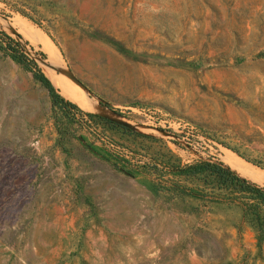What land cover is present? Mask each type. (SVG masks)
I'll list each match as a JSON object with an SVG mask.
<instances>
[{
	"label": "rangeland",
	"instance_id": "374dc122",
	"mask_svg": "<svg viewBox=\"0 0 264 264\" xmlns=\"http://www.w3.org/2000/svg\"><path fill=\"white\" fill-rule=\"evenodd\" d=\"M27 30L116 115L55 103L0 41V264H264L250 215L175 169L211 158L264 188L229 163L264 173V0H0L64 92Z\"/></svg>",
	"mask_w": 264,
	"mask_h": 264
},
{
	"label": "trees",
	"instance_id": "16d2710c",
	"mask_svg": "<svg viewBox=\"0 0 264 264\" xmlns=\"http://www.w3.org/2000/svg\"><path fill=\"white\" fill-rule=\"evenodd\" d=\"M0 41L5 42L4 49L10 56L18 62L24 64L33 71V76L43 86L48 89L49 95L55 100V103L63 104V107L79 108L75 103L65 99L54 87L51 80L43 73L38 66L37 61L25 52L19 41L15 40L7 33L0 31ZM41 58H45L43 52H36ZM80 109V108H79ZM175 169L177 173L185 177H198L209 179L211 177L217 184L211 186L210 195L217 197L224 192V196L229 201L238 203L244 212V215H250V219L257 226L258 241H264V214L261 213V206L264 204V188L256 183L241 177L229 166L220 161H213L211 158H199L186 164H178ZM210 181V180H209ZM212 182V181H211ZM213 183V182H212Z\"/></svg>",
	"mask_w": 264,
	"mask_h": 264
},
{
	"label": "bare ground",
	"instance_id": "6f19581e",
	"mask_svg": "<svg viewBox=\"0 0 264 264\" xmlns=\"http://www.w3.org/2000/svg\"><path fill=\"white\" fill-rule=\"evenodd\" d=\"M26 33H27V36H29L30 39L32 38L36 42L38 41V42H41V43L44 44L45 49L49 52V59L51 61V65L53 67H57L58 68V65L60 63V60L58 58L59 55L57 56V53L53 50V49H55V48H53L54 46H51V44L48 43V41H50V40L47 41L44 38V36L41 35L43 33H41V34L39 33L37 35H32V33H30L28 30L26 31ZM50 70H53V69H50ZM55 80H57V79H55ZM58 80H60V79H58ZM62 86H63V90H64V92H63L64 95L67 96L72 102H75L80 107H82L83 109L88 110V111H91V110L94 109V106L92 105V102H94V101L91 102L87 98V94H85L81 90L77 89L76 87L72 86L64 78L62 79ZM232 156H233V154H232ZM225 160H227V159H225ZM229 163L233 166V168H236L239 171H242L244 173V175H247L252 180L258 181V182H264V173H262L261 171H257L255 169L251 168L250 166H248V164L242 162L241 159L236 158V156H233V158L230 157L229 158Z\"/></svg>",
	"mask_w": 264,
	"mask_h": 264
},
{
	"label": "crops",
	"instance_id": "0c3cea01",
	"mask_svg": "<svg viewBox=\"0 0 264 264\" xmlns=\"http://www.w3.org/2000/svg\"><path fill=\"white\" fill-rule=\"evenodd\" d=\"M36 60V59H35ZM37 61V60H36ZM39 61H37V63H38ZM48 68H52L58 75H61V76H63L65 79H66V81L68 82V83H70L72 86H74V87H76L77 89H79V90H81L82 92H84L85 94H87V98L92 102V101H94V102H92V105L94 106V109L93 110H91V111H89V112H93V113H101V112H104V108L103 107H101L100 105H99V102L97 101V99L98 100H100V98L99 97H94L92 94H89V92L88 91H86V89L84 88V87H82V86H80L79 84H77V83H75L74 81H72L66 74H65V71L67 70V69H65L64 67H62V66H60L59 68H57V67H53L52 65H51V62H50V65H48ZM48 77V76H47ZM49 78V77H48ZM50 79V78H49ZM52 82V81H51ZM84 84V83H83ZM54 85V84H53ZM55 86H57V85H55ZM54 86V87H55ZM84 86L89 90V88L84 84ZM57 87H59L60 89H61V87L60 86H57ZM59 91V90H58ZM61 92V93H60ZM59 93L65 98V99H67V100H69V101H71L67 96H65L64 95V93H63V91H62V89H61V91H59ZM101 101V100H100ZM72 102V101H71ZM73 103H75V102H73ZM76 104V103H75ZM80 109H82V110H85V109H83L82 107H80L78 104H76ZM111 109V108H110ZM85 111H87V110H85Z\"/></svg>",
	"mask_w": 264,
	"mask_h": 264
},
{
	"label": "water",
	"instance_id": "95a60500",
	"mask_svg": "<svg viewBox=\"0 0 264 264\" xmlns=\"http://www.w3.org/2000/svg\"><path fill=\"white\" fill-rule=\"evenodd\" d=\"M43 64H46V63L44 62ZM65 74H66V75H67L72 81H74L75 83H77V84H79L80 86L84 87V88L89 92V94H91L90 91L84 86L83 82H82L79 78H77V77H76L71 71L66 70V71H65ZM107 112H108L109 114L114 115V116L116 115V113H115L112 109H110V108L107 109ZM108 113H106V112H101V113H99V115H102V116H104L105 118H108V119H112L111 116H109ZM113 121H116L118 124L123 125V126H125V127H129V125L126 124V123H124V122H121V121H118V120H115V119H113Z\"/></svg>",
	"mask_w": 264,
	"mask_h": 264
},
{
	"label": "built area",
	"instance_id": "2783aa9c",
	"mask_svg": "<svg viewBox=\"0 0 264 264\" xmlns=\"http://www.w3.org/2000/svg\"><path fill=\"white\" fill-rule=\"evenodd\" d=\"M32 146H34V147H38V146H39V140H38V139H34V140L32 141Z\"/></svg>",
	"mask_w": 264,
	"mask_h": 264
}]
</instances>
